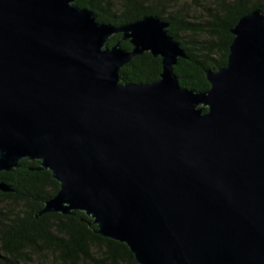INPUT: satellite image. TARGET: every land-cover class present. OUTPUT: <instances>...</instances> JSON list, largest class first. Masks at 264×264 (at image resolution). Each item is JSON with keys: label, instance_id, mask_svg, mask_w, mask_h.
Masks as SVG:
<instances>
[{"label": "water", "instance_id": "obj_1", "mask_svg": "<svg viewBox=\"0 0 264 264\" xmlns=\"http://www.w3.org/2000/svg\"><path fill=\"white\" fill-rule=\"evenodd\" d=\"M75 1L0 0V172L38 162L59 190L36 216L83 212L137 264H264V14L196 92L168 22L99 23ZM144 53L159 79L120 83Z\"/></svg>", "mask_w": 264, "mask_h": 264}, {"label": "trees", "instance_id": "obj_2", "mask_svg": "<svg viewBox=\"0 0 264 264\" xmlns=\"http://www.w3.org/2000/svg\"><path fill=\"white\" fill-rule=\"evenodd\" d=\"M79 9L91 10L99 23L120 26L145 16L156 15L170 24L168 33L181 44L188 59H178L173 72L181 87L204 92L209 88L205 70H218L227 63L233 39L230 30L253 10L264 14V0H215L207 11L205 25H195L178 0H76ZM206 35L203 43L188 41L190 35ZM117 42L130 50L121 35ZM160 58L150 53L136 56L119 71L120 83H150L159 79ZM38 162L26 159L12 172H0V182L13 192H0V264H42L47 255L58 264H137L121 243L95 233V225L83 212L71 215L49 213L37 217L44 203L53 198L59 184L50 171L36 170Z\"/></svg>", "mask_w": 264, "mask_h": 264}, {"label": "rangeland", "instance_id": "obj_3", "mask_svg": "<svg viewBox=\"0 0 264 264\" xmlns=\"http://www.w3.org/2000/svg\"><path fill=\"white\" fill-rule=\"evenodd\" d=\"M215 0H178L179 7H183V10L189 16V20L195 25H205L206 13L209 9L213 7V3ZM188 41H195L197 43H203V41L207 40L206 35H190L185 38ZM31 264H39L37 260L33 261ZM42 264H58L55 259L47 255L45 257Z\"/></svg>", "mask_w": 264, "mask_h": 264}]
</instances>
